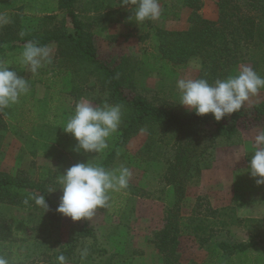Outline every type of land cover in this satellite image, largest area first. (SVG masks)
Masks as SVG:
<instances>
[{
    "label": "trees",
    "instance_id": "trees-1",
    "mask_svg": "<svg viewBox=\"0 0 264 264\" xmlns=\"http://www.w3.org/2000/svg\"><path fill=\"white\" fill-rule=\"evenodd\" d=\"M109 1L88 0L93 14L83 17L76 6L79 0H56L55 9L45 0H0V14L8 18V23L0 25V52L14 42L32 41L40 46L55 42L64 62L73 67L71 77L76 89L95 88L101 94L100 105L107 102L123 106L119 133L94 164L109 170L123 146L140 129L147 130L153 139L151 145L161 142L171 146L173 154L167 162L161 192L167 198L163 223L152 231L149 241L160 254L162 264H179L180 237L193 236L200 246L205 245L213 236L217 223L214 218L218 217V209L211 206L201 211L198 205L188 216L182 214L186 184L210 167L219 139L229 142L239 135L237 124L247 113L242 109L215 121L211 114L197 116L189 110L156 105L142 96L129 98L124 90L133 89L135 81L128 57L122 56L115 66H110L99 59L94 43V28L109 19ZM117 3L125 7L122 0ZM159 3L162 15L169 20H179L181 10L190 9L186 25L167 29L153 25L150 20L135 25L131 16L134 5L125 22L137 27L140 39L153 35L158 61L167 68H179L198 58L199 78L210 84L235 76L236 69L244 63L264 77V0H216V19L202 16L203 0H159ZM90 76L95 81L89 84ZM252 118H264V101L253 104ZM207 127L211 130H206ZM9 130L24 143L27 141L28 137L15 126ZM6 131L8 127L0 118V139ZM53 182L54 176L47 173L36 180L25 169H19L15 175L0 171V257L8 264H59L57 257L61 254L66 258L65 264H81V261L94 264L96 259L95 264H129L133 256L141 254L132 250L126 256L98 245L97 235L86 219H81L82 225L69 241H61L58 233L65 217L55 211L60 195L56 191L49 193L52 187L48 184ZM127 191L136 194L137 187L130 185ZM29 193L44 195L49 210L44 212L32 199L24 203ZM11 210L19 212L21 217L7 216L5 212ZM230 211L233 214V209ZM86 239H91L96 248L92 250L88 246L86 254H76L78 243ZM213 245L208 251L215 259L223 258L231 264L236 254L246 252L255 243H230L221 239Z\"/></svg>",
    "mask_w": 264,
    "mask_h": 264
},
{
    "label": "rangeland",
    "instance_id": "rangeland-1",
    "mask_svg": "<svg viewBox=\"0 0 264 264\" xmlns=\"http://www.w3.org/2000/svg\"><path fill=\"white\" fill-rule=\"evenodd\" d=\"M87 1L79 0L76 4L78 12L83 17L93 14ZM45 2L51 9H55L56 0H45ZM109 2L111 12H109L108 21H102L99 24L100 31L94 28V42L99 59L110 66H115L122 56L128 57L129 64L134 70L135 81L133 89L125 88L124 90L129 98L136 95L142 96L159 106H171L177 111L186 110L178 104L179 93L175 87L176 81L180 78H199L200 68L195 70L192 67L193 62H198L200 65L199 59H190L179 68H167L165 64L158 61L159 54L153 35L140 39L141 34L137 33V27L130 25H126L129 27L128 35L122 36V38H126L123 41V47L126 45L124 47L126 50L121 56L119 52L116 55L111 54L110 51L113 48L108 50L110 46L106 41L109 38L105 35V24L122 22V20L124 23L132 4L129 3L124 7L118 5L117 0ZM210 2L203 0L201 14L210 13L212 15L214 13L216 0H210ZM23 5H25L24 10L26 11L28 5L26 3ZM182 12L183 10H181ZM182 14L179 20L165 19L160 23L150 20V22L156 26L162 25L160 27L164 26L167 29H180L187 23V20L185 24L180 23ZM67 25L69 27L71 25L68 19ZM111 55H115L117 58L114 59ZM241 66L250 67L248 63L241 64L236 69V74ZM96 97L99 99L100 94L96 93ZM260 101H264V89H261L258 95L251 97L242 108L247 115L241 118L237 124L239 135L229 142L219 139L213 151L210 167L203 169L198 177L191 179L186 184L182 214L188 216L199 205L201 211L207 206L217 208L218 217L214 218L217 223L214 226L213 236L205 245L200 246L193 236L183 235L180 237L179 264H228L223 258L215 259L213 253L208 251L209 247L214 246L213 244L221 239L230 243L238 241L255 243L246 252L236 254L231 264H264V185H256L248 173V162L255 149L254 137L259 129L264 128V118L260 120L252 118L253 104ZM18 103L12 105L10 109L16 107ZM206 130H211V127H207ZM152 140L148 136L147 130L140 129L123 146L120 155L113 160L109 170L119 169L122 166L127 167L131 171L129 186L119 192H111L109 206L98 209L92 217L87 219L97 235L98 245H103L112 253L126 256L132 250L141 253L133 256L129 264H162V258L149 238L152 231L159 229L163 223L164 208L167 205V198L164 193H161L165 186L163 175L173 150L171 146L161 142L151 145ZM107 143L109 146L110 142ZM105 151L106 149L103 152ZM103 152L88 153L86 161L94 163L100 159ZM78 154L83 158L86 156V153L84 154L82 151H79ZM8 162L10 161L3 160L1 163L0 160V164L7 165V168H9ZM130 185L137 187L136 194L127 191L130 189ZM59 195L61 196V192ZM241 201H245V203ZM230 209H233V214ZM5 213L9 217H21L20 213L15 210ZM232 216L236 218L232 220ZM82 223V220L73 222L70 218L65 217L58 233L61 241H69ZM88 246L92 250L96 248V244L94 245L91 239L81 240L75 253L86 254ZM137 256L140 257L139 260ZM81 264L86 263L81 261ZM117 264H121V262Z\"/></svg>",
    "mask_w": 264,
    "mask_h": 264
},
{
    "label": "clouds",
    "instance_id": "clouds-1",
    "mask_svg": "<svg viewBox=\"0 0 264 264\" xmlns=\"http://www.w3.org/2000/svg\"><path fill=\"white\" fill-rule=\"evenodd\" d=\"M134 5L132 17L138 23L146 20H157L162 14L159 0H122V5ZM8 23V18L0 14V25ZM22 65L33 74L47 63H51V50L28 41L18 58ZM192 67L199 70L198 62ZM179 93V105L197 116L211 114L215 121L236 113L245 103L264 89V77L249 66H241L238 74L226 79L215 80L210 84L204 78H180L175 85ZM29 92L28 80L11 70L10 62L0 61V113L19 102L20 97ZM122 105H93L87 99L78 101L72 116L62 127L65 134H70L76 141L75 151L102 153L108 147V138L115 133L122 120ZM255 149L248 162V173L256 185H264V128L259 129L254 137ZM131 177L127 167L107 170L100 164L76 163L59 175L61 196L55 209L56 213L70 218L73 222L92 217L98 209L109 206L110 193L126 189ZM55 190L50 189V192ZM28 199L49 210L44 195L29 193ZM59 264H65L66 258L57 257ZM0 264L8 261L0 257Z\"/></svg>",
    "mask_w": 264,
    "mask_h": 264
},
{
    "label": "crops",
    "instance_id": "crops-1",
    "mask_svg": "<svg viewBox=\"0 0 264 264\" xmlns=\"http://www.w3.org/2000/svg\"><path fill=\"white\" fill-rule=\"evenodd\" d=\"M182 10L184 14L181 13L180 23L185 24L190 9L183 8ZM202 16L209 19L217 17L216 11L212 15L203 13ZM165 19L166 17L161 14L155 21L160 23ZM126 25L123 20L105 24V35L109 38L106 41L110 46L108 50L113 48L110 51L111 54L116 55L119 52L121 56L126 50L124 48L126 45L123 47V41L126 38H122L129 32V27ZM99 28L100 26L95 27L97 30ZM25 44L14 42L9 45H16L15 48H8L9 45H5L6 49L0 52V61L10 62L11 70L16 71L18 76L28 80L29 83V92L20 97V103L13 109L8 108L0 113V118L8 127V131L4 132L3 138L0 139V160L1 163L3 160L10 161L8 162L9 168L5 164H0V171L15 175L19 169H25L27 174L36 180L47 173L54 176V182L49 183L48 186L59 194L61 192L59 190V175L72 165L88 160L87 152L80 150L84 154L86 153L83 158L78 154L79 151L74 150L76 141L70 134H65L62 127L72 116L78 101L87 99L93 105H100L101 94L95 88L85 87L81 90L82 92L76 89L71 77L73 67L64 62L55 42L46 45L51 50V63L44 64L38 73L33 75L28 67L22 65L18 60ZM115 55H111L112 58L116 59ZM91 81L94 82L95 79L90 76L88 83L90 84ZM96 93L100 94L99 99L96 97ZM11 126H15L28 137L25 143L9 130ZM118 133V130L113 133L107 142L111 143L113 137ZM241 202L245 203V201ZM139 258L137 256L138 260Z\"/></svg>",
    "mask_w": 264,
    "mask_h": 264
}]
</instances>
